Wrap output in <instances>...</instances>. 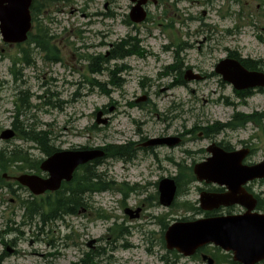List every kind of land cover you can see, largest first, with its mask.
Segmentation results:
<instances>
[{
  "label": "rangeland",
  "instance_id": "rangeland-1",
  "mask_svg": "<svg viewBox=\"0 0 264 264\" xmlns=\"http://www.w3.org/2000/svg\"><path fill=\"white\" fill-rule=\"evenodd\" d=\"M129 5V0H93V3L89 0H55L46 5L33 24L48 30L60 49L62 61L46 62L33 49L31 64L17 61L14 65V55L19 47L5 44L0 35V132L19 122L25 129L46 132L50 142L60 148L130 145L134 160L124 163L106 158L96 171L110 178L114 186L123 182L140 186L139 193H129L123 199L120 193L111 190L86 193L77 214H61L43 221L40 213L29 218L25 205L20 203L35 198L27 188L14 183L12 177L21 170L13 165L8 170L10 179L7 180L14 192L0 186L1 264H43L47 260L69 264L80 258L86 259L85 253L91 254L97 264H166L160 257L167 252L161 242L163 225L157 218L166 216L170 224L193 214L181 203L163 207L158 202V181L163 177H174L179 171L166 157L190 167L207 156V152H199L204 150L207 142L200 137L189 141L191 136L185 133L186 130L193 129L194 125L206 128L215 122H227L234 112L264 111V92L241 98L231 85L213 74L214 65L229 51H236L241 58L260 60L262 67L264 0H149L150 21L136 28L122 22L129 12ZM108 8L116 16L103 17V22H95L87 31V19L82 14H99L106 9L109 11ZM128 37L139 39L141 48L152 54L145 57L131 55L122 60L109 58V68L121 63L130 67L119 73L120 79L124 80L122 87H112L107 71L89 74L87 61L81 59L80 54L107 53L112 49L110 43ZM175 38H178L179 46L173 45ZM164 45L170 48L165 51ZM20 46L33 47V44ZM174 50L178 51L183 71L187 66L207 78L185 81L179 86L176 72L163 76L164 67L173 61ZM11 68L15 69L16 78L14 73L11 74ZM86 76L100 81L102 90L90 89L91 85L84 80ZM143 95H147L145 101L132 105ZM19 97H25L32 107L21 108L17 114ZM171 105L175 107L171 108ZM99 109H104L106 116L111 117L107 127L95 123V112ZM165 115L168 116L166 120ZM178 133L183 134L181 137L185 140L181 146H158L156 149L164 156L162 168H158L156 157L141 143L149 137ZM198 134L197 131L192 137H198ZM217 138L228 141L233 147H238L240 141L248 142L254 150L247 158L249 162L264 158L262 125L248 123L244 128L227 129ZM32 146H36L34 142L17 136L0 139V149L20 147L28 149L35 160L45 157L39 148ZM183 150H190L193 155L187 157ZM186 186H189L187 194L180 195L176 202L186 200L197 204L198 188H211L198 181H191ZM255 189L264 191V182L256 184ZM135 206H142L144 215L130 219L123 209ZM42 211L47 213V207L43 205ZM116 225H120L121 232L115 230ZM126 229L130 231L129 235L122 234ZM92 240L94 243L89 245ZM7 246L16 248L17 252L8 254ZM176 264L203 263L181 258Z\"/></svg>",
  "mask_w": 264,
  "mask_h": 264
},
{
  "label": "water",
  "instance_id": "water-1",
  "mask_svg": "<svg viewBox=\"0 0 264 264\" xmlns=\"http://www.w3.org/2000/svg\"><path fill=\"white\" fill-rule=\"evenodd\" d=\"M31 0H0V31L5 41H22L30 28L29 5ZM140 0L132 7L129 17L132 21H140L144 17ZM223 80L231 83L236 89L264 86V73L248 71L238 60L225 58L215 67ZM186 79L198 75L187 71ZM100 112L98 116H100ZM105 120H103L104 122ZM13 136L11 130L2 132L1 137ZM169 144L177 139L167 138ZM155 142V141H153ZM209 149L213 156L207 162L196 164L194 173L198 180L226 185L228 192L223 194L202 193L200 201L204 209L216 208L220 205L240 203L247 208L242 215L220 216L197 219L187 222H175L168 227L164 239L167 249H176L184 255H191L205 244L212 243L226 251L233 252V259L241 264H255L264 259V214L253 213L255 199L243 188L247 180L264 177V161L256 165H242L241 161L247 150L226 153L212 145ZM103 154L99 150L63 151L49 157L41 164V168L49 172L48 179L36 175H21L19 182L39 193L45 189L55 190L62 179L69 180L74 168L90 159ZM160 202L169 205L175 194V184L170 179H163L159 185ZM127 211V210H126ZM128 212V211H127ZM138 212V211H137ZM130 216L133 215L129 212Z\"/></svg>",
  "mask_w": 264,
  "mask_h": 264
},
{
  "label": "trees",
  "instance_id": "trees-1",
  "mask_svg": "<svg viewBox=\"0 0 264 264\" xmlns=\"http://www.w3.org/2000/svg\"><path fill=\"white\" fill-rule=\"evenodd\" d=\"M37 4H33L32 6V11L38 12L37 10ZM37 44V46H40L41 48H48L50 49L51 46H49V43L44 35H41L38 33L36 35H33L31 37ZM124 45L125 42L121 43L118 47V51L114 53L116 56H123L124 55ZM24 54V60L26 62L29 61L28 58V53L24 49L23 50ZM243 64L249 68H254L256 62L248 59L243 60ZM99 64L94 63V60L89 62V67L91 70H99L100 67L98 66ZM256 68V67H255ZM261 118H264V112L262 113H256V114H251V115H245L242 113H235L233 116V121L229 123L228 125L230 126H243L246 121H254L256 123H259ZM227 124L221 125L222 127L226 126ZM15 129L18 132V136L23 139L24 141H33L37 144V146L41 149V151L49 155L53 151V145L49 142V139L46 137L45 132L42 131H37L35 132L33 129L26 130L23 126L21 125H16L14 124ZM107 155L114 157V156H120L123 157L125 154L128 156L129 150L127 146H122V147H114V146H109L106 148ZM29 153L20 147H14L12 149H6V150H0V169L1 170H8L11 168L12 165H26L25 167H30V169H37V164L39 163L38 161H31L29 158ZM101 160H98L97 162H100ZM96 162V163H97ZM91 170V172L88 170ZM87 170V178L85 181V184L87 185V189L89 192L93 190H100V189H105L108 187L107 182L105 180L101 179V177L97 178L92 172V168L88 167ZM187 174L183 173L182 174V182L186 179ZM3 180L2 177L0 176V181ZM75 181L79 184L76 188V190L70 191L69 195L66 194L65 191H60L58 192L53 199H47L45 202L48 205V213L47 216L49 217H55L57 215H60L62 213H65L66 211H70V209H75L76 206L79 204V186L81 184V177H78L75 179ZM179 183V179H178ZM42 202H39L37 204L30 205L29 211L31 213L36 212L38 210V206ZM119 232L120 229H117ZM44 264H55L53 261H46Z\"/></svg>",
  "mask_w": 264,
  "mask_h": 264
},
{
  "label": "flooded vegetation",
  "instance_id": "flooded-vegetation-1",
  "mask_svg": "<svg viewBox=\"0 0 264 264\" xmlns=\"http://www.w3.org/2000/svg\"><path fill=\"white\" fill-rule=\"evenodd\" d=\"M216 211H217L216 214H222V213H226V212H227L226 208H219V209L216 210ZM240 211H241V210H240ZM240 211H238V212H240ZM238 212H237V213H238ZM201 255H202V253H200V258H201L200 260H201L202 262H206V264H207L208 261L203 260L202 257H201ZM213 264H216L214 258H213ZM223 264H228V263H223Z\"/></svg>",
  "mask_w": 264,
  "mask_h": 264
},
{
  "label": "bare ground",
  "instance_id": "bare-ground-1",
  "mask_svg": "<svg viewBox=\"0 0 264 264\" xmlns=\"http://www.w3.org/2000/svg\"><path fill=\"white\" fill-rule=\"evenodd\" d=\"M21 100H26V98L25 97H19ZM89 171L91 172V170L89 169L88 170V173H89ZM56 217V216H55ZM16 251H17V249L16 248H14ZM84 261V259L83 258H81V259H79V260H77L76 262H72V263H70L69 262V264H81L82 262Z\"/></svg>",
  "mask_w": 264,
  "mask_h": 264
}]
</instances>
